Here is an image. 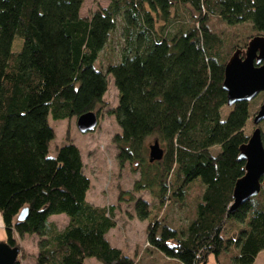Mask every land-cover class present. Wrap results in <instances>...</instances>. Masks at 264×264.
I'll list each match as a JSON object with an SVG mask.
<instances>
[{"label":"trees","instance_id":"1","mask_svg":"<svg viewBox=\"0 0 264 264\" xmlns=\"http://www.w3.org/2000/svg\"><path fill=\"white\" fill-rule=\"evenodd\" d=\"M84 1L0 0L2 242L20 251L18 239L38 237L37 264H135L106 238L115 207L86 200L90 180L79 149L68 139L49 156V118L97 114L109 76L118 94L107 111L119 128L116 161L139 175L117 200L150 221V248L178 264H253L264 250V183L231 209L251 103L227 107L222 82L229 57L251 35L264 37V0H111L87 19L79 14ZM212 20L251 34L225 39ZM115 31L123 41L118 59L102 68L100 55ZM149 139L158 141L161 160L149 162ZM195 180L202 193L184 227L150 219L149 203L134 197L146 190L157 208L182 204ZM53 215H65L67 225L57 229Z\"/></svg>","mask_w":264,"mask_h":264},{"label":"rangeland","instance_id":"2","mask_svg":"<svg viewBox=\"0 0 264 264\" xmlns=\"http://www.w3.org/2000/svg\"><path fill=\"white\" fill-rule=\"evenodd\" d=\"M110 1L85 0L79 12L80 17L89 18L92 12L98 8H106ZM211 25L225 39L232 36L241 39L246 34H251V31L245 26L228 28L217 20H212ZM252 37L254 35H251L250 39ZM225 43L227 42L225 41ZM20 44L19 40H15L13 50H18ZM122 44L123 41L119 32L115 31L110 38V43L100 55L99 62L102 68L107 63L115 62L118 59ZM107 81L108 87L103 97V107L96 114L97 125L92 132L82 134L77 128L76 118L57 121L49 118V124L55 133L54 139L50 142L49 156H55L56 149L65 144L68 139L79 149L84 166V174L90 180V188L86 194V200L94 206L113 205L115 207V227L107 234V240L112 247L119 249L124 255L132 258L135 264H178L150 248L146 241L147 225L150 221L137 219L133 203L118 202L117 200L119 192L132 190L133 183L139 179V175L137 172H133L129 165L119 167L117 164V150L112 139L115 134L119 133V128L114 118L108 115L107 111L115 107L118 94L111 77L108 76ZM263 100L264 94L259 93L250 101V118L246 127L248 136L257 127L253 124V118ZM222 111L225 116L228 113V108H223ZM258 127L264 133V123H260ZM153 141L149 139L147 145H151ZM202 188L200 182L195 180L189 186L182 204L175 202L162 208H157L158 202L149 191L136 192L134 197L141 198L149 203L150 219L159 221L165 219L171 227L178 228L184 227L193 218L195 204L201 196ZM49 221L53 222L57 229H63L68 223V218L65 215H53L49 218ZM2 226L0 218V242L5 239V232ZM38 240V237L34 235H26L22 239H18L17 243L20 251L17 259L20 264H37ZM84 264L100 263L90 258ZM208 264H215L214 260L210 258ZM253 264H264V250L257 255Z\"/></svg>","mask_w":264,"mask_h":264},{"label":"water","instance_id":"3","mask_svg":"<svg viewBox=\"0 0 264 264\" xmlns=\"http://www.w3.org/2000/svg\"><path fill=\"white\" fill-rule=\"evenodd\" d=\"M222 88L226 92V105L231 107L238 102H250L259 93L264 94V37H252L243 51L236 50L224 67ZM264 121V100L253 118L257 126L249 136L246 144L239 148V160L244 162V173L236 180L232 190L231 209L247 202L258 194L261 183H264V147L261 129L258 125ZM78 130L82 134L92 132L97 125L95 112H88L76 120ZM149 162L162 159L163 150L158 141L148 147ZM27 210H22L18 221L26 218ZM19 255V249L0 242V264H14Z\"/></svg>","mask_w":264,"mask_h":264},{"label":"crops","instance_id":"4","mask_svg":"<svg viewBox=\"0 0 264 264\" xmlns=\"http://www.w3.org/2000/svg\"><path fill=\"white\" fill-rule=\"evenodd\" d=\"M106 238H107V235H106Z\"/></svg>","mask_w":264,"mask_h":264}]
</instances>
